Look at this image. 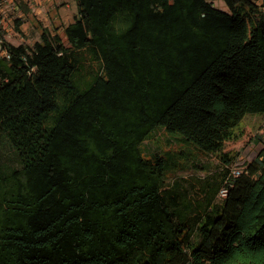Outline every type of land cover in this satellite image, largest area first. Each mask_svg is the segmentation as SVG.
I'll return each mask as SVG.
<instances>
[{
    "label": "trees",
    "instance_id": "16d2710c",
    "mask_svg": "<svg viewBox=\"0 0 264 264\" xmlns=\"http://www.w3.org/2000/svg\"><path fill=\"white\" fill-rule=\"evenodd\" d=\"M216 1L76 0L63 33L5 40L0 135L19 166L0 152V264H264V144L237 178L224 150L264 112V0ZM156 128L219 154L227 196L169 183Z\"/></svg>",
    "mask_w": 264,
    "mask_h": 264
},
{
    "label": "rangeland",
    "instance_id": "374dc122",
    "mask_svg": "<svg viewBox=\"0 0 264 264\" xmlns=\"http://www.w3.org/2000/svg\"><path fill=\"white\" fill-rule=\"evenodd\" d=\"M223 2V0L216 1L215 4L219 7L226 8ZM75 4L77 5V3ZM16 16V13L12 14L14 23L18 19ZM7 29L9 30H6L5 33L10 42L16 44H33L36 39L28 30L29 28L25 30L26 33L20 27H17L16 24L14 26L12 24L11 28L8 27ZM263 125L264 112H254L248 113L235 128L240 138L226 141L224 148L230 156H233V162L229 166L230 171L234 167H237L243 173L246 166L258 156L264 144V135L261 134ZM156 129L152 132L151 136L160 131ZM151 146L153 149L161 148L164 154H167V152L175 154L174 163L171 162V165H177L178 168L169 174L168 182L180 181L183 189H185L186 197L205 204V191L209 189L208 196H215L217 202L223 199L220 192H216V187L217 180L222 175V171L225 169L227 162L219 154L206 153L191 143H176L175 139L164 131L156 135L154 144H151ZM144 147V144H142L143 150H145ZM0 152L3 161L7 165L19 166L13 148L3 135H0ZM230 174L232 176V172ZM209 180H212L213 185L207 184Z\"/></svg>",
    "mask_w": 264,
    "mask_h": 264
},
{
    "label": "crops",
    "instance_id": "0c3cea01",
    "mask_svg": "<svg viewBox=\"0 0 264 264\" xmlns=\"http://www.w3.org/2000/svg\"><path fill=\"white\" fill-rule=\"evenodd\" d=\"M20 2L26 4L29 11L22 9L19 6ZM75 3L76 0H0V13L4 17L5 29L11 28L12 24L17 26V20H20L19 27L23 31L29 28L37 41L40 39L42 27L52 30L58 28L57 32L63 33L64 27L78 14ZM15 13L18 19L14 23L12 14Z\"/></svg>",
    "mask_w": 264,
    "mask_h": 264
},
{
    "label": "built area",
    "instance_id": "2783aa9c",
    "mask_svg": "<svg viewBox=\"0 0 264 264\" xmlns=\"http://www.w3.org/2000/svg\"><path fill=\"white\" fill-rule=\"evenodd\" d=\"M3 23H4V17L0 13V25L1 24L3 25ZM6 30H9V29H6ZM5 40L8 41V37H7L6 33H4V37L0 36V54L5 55L6 57H10L7 49L4 47ZM231 172H232V176H231L232 178H237L242 173L241 170L238 169L237 167H234ZM220 194L223 196V198L226 197L227 194H228V188L227 187H223L220 190Z\"/></svg>",
    "mask_w": 264,
    "mask_h": 264
}]
</instances>
